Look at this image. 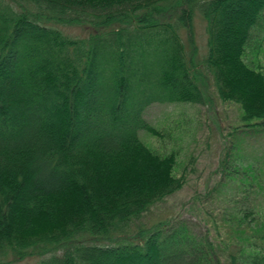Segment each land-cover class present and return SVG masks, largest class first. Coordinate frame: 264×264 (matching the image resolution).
Instances as JSON below:
<instances>
[{"label": "trees", "instance_id": "1", "mask_svg": "<svg viewBox=\"0 0 264 264\" xmlns=\"http://www.w3.org/2000/svg\"><path fill=\"white\" fill-rule=\"evenodd\" d=\"M194 10L205 31L197 62L179 35L194 54ZM206 74L239 110L231 147L264 135V0H0V263L264 264V152L234 153L224 170L239 198L215 245L158 226L122 236L185 183L174 153L139 138L155 133L144 108L204 103Z\"/></svg>", "mask_w": 264, "mask_h": 264}, {"label": "rangeland", "instance_id": "2", "mask_svg": "<svg viewBox=\"0 0 264 264\" xmlns=\"http://www.w3.org/2000/svg\"><path fill=\"white\" fill-rule=\"evenodd\" d=\"M58 28L70 36L84 34L75 26ZM192 33L194 54H191L185 30L179 29L185 55L197 62L205 54V31L204 21L196 10L192 15ZM199 70L204 72L202 65H199ZM199 86L205 92L204 103L152 102L142 112V117L155 133L138 130L139 138L157 153H174L173 172L176 175L184 173L185 183L132 220L122 234L125 238L139 240L137 235L157 226L170 232L176 229L182 232L184 229V234L193 241H204L207 237L213 245L220 237H225L224 224L220 219L232 205L229 199L239 198V192L234 193V182L225 176L224 170L234 163V153L246 156V159L262 154L264 135L244 136L236 148L231 147L235 137L229 131L240 124L237 106L217 98L207 74L200 79ZM85 239L90 243L96 241ZM57 252L60 253L61 248ZM36 260L32 255L16 260L7 256L0 264H33ZM169 261V264H187V258L172 257Z\"/></svg>", "mask_w": 264, "mask_h": 264}]
</instances>
